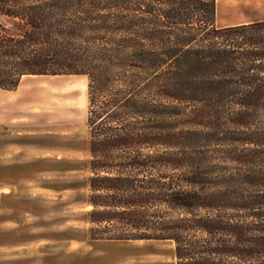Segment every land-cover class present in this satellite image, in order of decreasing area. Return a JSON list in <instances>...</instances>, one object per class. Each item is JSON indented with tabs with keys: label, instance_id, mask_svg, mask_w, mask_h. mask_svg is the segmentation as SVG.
<instances>
[{
	"label": "trees",
	"instance_id": "1",
	"mask_svg": "<svg viewBox=\"0 0 264 264\" xmlns=\"http://www.w3.org/2000/svg\"><path fill=\"white\" fill-rule=\"evenodd\" d=\"M217 0H0V89L88 79L91 241L264 264V20Z\"/></svg>",
	"mask_w": 264,
	"mask_h": 264
},
{
	"label": "rangeland",
	"instance_id": "2",
	"mask_svg": "<svg viewBox=\"0 0 264 264\" xmlns=\"http://www.w3.org/2000/svg\"><path fill=\"white\" fill-rule=\"evenodd\" d=\"M220 1V18L235 20L250 12L248 0ZM0 102L12 105L16 118L22 116L32 143L41 140L28 148L31 176L0 183V219L16 229L15 241L0 245V264H176L172 241L88 237L87 77L26 76L16 90L0 89Z\"/></svg>",
	"mask_w": 264,
	"mask_h": 264
},
{
	"label": "crops",
	"instance_id": "3",
	"mask_svg": "<svg viewBox=\"0 0 264 264\" xmlns=\"http://www.w3.org/2000/svg\"><path fill=\"white\" fill-rule=\"evenodd\" d=\"M231 1V0H226ZM249 13L259 14L260 17H252L249 13L241 15L235 20L224 19L219 17L217 9L220 7V0L216 4V25L218 27L245 24L255 21L264 20V0H248ZM250 18L249 20H246ZM227 20V21H225ZM221 23V24H220ZM32 77L46 76V75H30ZM26 77V76H25ZM0 102V183L8 181L9 183H19L22 180L31 176V169L33 168V161L28 158V148L31 145H38L41 143L38 138L35 143H32L29 131L23 130L24 121L22 116L16 118V112H12L9 103L8 108L3 106ZM14 106V105H13ZM20 108V107H19ZM21 110L23 108H20ZM13 113V114H12ZM35 166H38L39 161L35 160ZM16 229L14 225L9 224V220L0 219V245L1 243H8L15 241Z\"/></svg>",
	"mask_w": 264,
	"mask_h": 264
}]
</instances>
